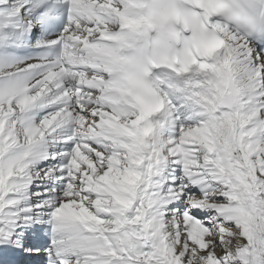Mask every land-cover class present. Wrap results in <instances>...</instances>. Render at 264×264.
Segmentation results:
<instances>
[{"label":"snow or ice","instance_id":"6c2138e0","mask_svg":"<svg viewBox=\"0 0 264 264\" xmlns=\"http://www.w3.org/2000/svg\"><path fill=\"white\" fill-rule=\"evenodd\" d=\"M0 264H264V0H0Z\"/></svg>","mask_w":264,"mask_h":264}]
</instances>
